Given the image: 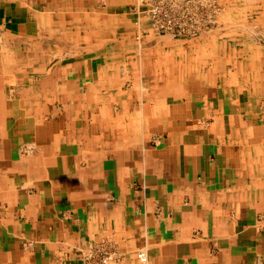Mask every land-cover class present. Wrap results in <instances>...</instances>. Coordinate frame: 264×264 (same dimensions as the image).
<instances>
[{"label": "crops", "instance_id": "crops-1", "mask_svg": "<svg viewBox=\"0 0 264 264\" xmlns=\"http://www.w3.org/2000/svg\"><path fill=\"white\" fill-rule=\"evenodd\" d=\"M134 1L0 0V264H264V55Z\"/></svg>", "mask_w": 264, "mask_h": 264}, {"label": "rangeland", "instance_id": "rangeland-1", "mask_svg": "<svg viewBox=\"0 0 264 264\" xmlns=\"http://www.w3.org/2000/svg\"><path fill=\"white\" fill-rule=\"evenodd\" d=\"M139 1L140 0H135V4L133 6L130 4L127 9L130 14V16L128 15V18L134 23H137L135 28L137 29L136 34H133L135 35V41H130L129 46L130 48L137 47L135 49L138 50V52L142 50L145 54V59L146 54L147 57L152 56L150 49L153 47L154 43L152 44L151 42L156 40L157 37L158 39L163 38L171 41V43L173 42L180 44L181 46H183V48L187 49H190L194 46L197 47L200 42L203 41L204 37H209V41L212 42L206 46V51H204V53H207L209 56H215V41H217V37H222L223 39L221 47L223 48V53H221V55L225 56V65L228 62L227 56H229V54L231 55L230 52H237L238 57L245 56L246 54H250L251 52H255L257 55L259 54L261 56L264 55V0H217L216 4L218 5L219 3V9L221 10L219 14L213 13V16L216 21L218 19V22L209 24L208 26L210 28L206 31L195 33L192 34V36L190 35L186 37L177 34L176 36L171 34H162L154 29L151 26L149 22L150 20L147 17L146 13L143 14L140 12H136V7L140 3ZM220 21H222V27H218ZM226 21L228 23H230L229 21H234V26L236 28L233 27V24L228 25ZM239 23L242 26H240ZM235 35H239L237 36L239 42L237 40L233 41V36ZM245 36L247 37L243 38ZM152 37H154V40L152 39ZM237 47L239 48L237 49ZM207 54H204L203 56H207ZM151 62L152 61L149 59L145 60V64L148 63L150 65ZM149 68H151V66ZM234 80H237V77H234Z\"/></svg>", "mask_w": 264, "mask_h": 264}, {"label": "built area", "instance_id": "built-area-1", "mask_svg": "<svg viewBox=\"0 0 264 264\" xmlns=\"http://www.w3.org/2000/svg\"><path fill=\"white\" fill-rule=\"evenodd\" d=\"M217 0H140L136 12L147 15L151 26L168 35L192 36L208 30L209 24L217 23L213 13L219 14ZM101 263H108L112 255L99 254ZM142 262L147 261L145 253H138Z\"/></svg>", "mask_w": 264, "mask_h": 264}, {"label": "bare ground", "instance_id": "bare-ground-1", "mask_svg": "<svg viewBox=\"0 0 264 264\" xmlns=\"http://www.w3.org/2000/svg\"><path fill=\"white\" fill-rule=\"evenodd\" d=\"M239 1V0H238ZM263 4V3H262ZM235 5V4H234ZM241 5H242V3H241ZM245 5V4H244ZM258 8V7H257ZM264 14V13H263ZM218 16V15H217ZM219 18V17H218ZM141 20V19H140ZM218 20V19H217ZM220 20V19H219ZM108 21V20H107ZM261 22V21H260ZM228 23V22H227ZM233 23V22H232ZM231 23V24H232ZM240 24V23H239ZM252 24V23H251ZM264 24V23H263ZM260 25V24H259ZM239 26V25H238ZM240 26H242L241 24H240ZM254 26V25H253ZM236 28V27H235ZM251 31V30H250ZM252 33V32H251ZM254 34V33H253ZM255 34H256V32H255ZM145 35V34H144ZM148 36H151V35H148ZM247 37V36H246ZM251 39V38H250ZM191 41V40H190ZM232 41V40H231ZM251 41V40H250ZM166 47V46H165ZM196 52V51H195ZM163 56H164V54H163ZM167 58V57H166ZM258 59V58H257ZM173 60V59H172ZM182 61V60H181ZM143 253H145L144 251H143Z\"/></svg>", "mask_w": 264, "mask_h": 264}]
</instances>
